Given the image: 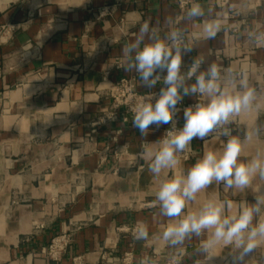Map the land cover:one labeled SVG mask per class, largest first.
Listing matches in <instances>:
<instances>
[{
  "label": "crops",
  "instance_id": "obj_1",
  "mask_svg": "<svg viewBox=\"0 0 264 264\" xmlns=\"http://www.w3.org/2000/svg\"><path fill=\"white\" fill-rule=\"evenodd\" d=\"M197 2L203 17L177 21L176 0H0V264H122L126 253L129 264H230L234 245L217 246L208 256L197 251L207 231L174 247L160 238L175 222L154 203L166 170L154 177L151 161L139 154L159 149L166 125H153L142 136L122 110L101 122L111 103L109 82L133 74L115 62H124L123 47L147 20L166 43L173 31L188 37L181 48L185 86L215 64L221 90L242 92L241 81L253 90L248 109L205 140L193 139L194 157L177 164L176 176L186 175L205 152L223 150V128L240 141V162L258 154L264 160V0ZM205 22L220 25L214 39L205 37ZM197 60L199 69L188 75ZM160 75L151 89L138 77L136 90L159 92L166 73ZM181 95L177 119L184 125L183 109L207 98ZM82 186L97 195L91 200L85 191L78 194ZM106 188L115 190L109 200ZM262 188L259 175L244 190L214 182L187 203L184 214L216 200L231 204L224 215H238ZM91 203L99 211L89 210ZM257 220H264V208L253 224ZM138 222L148 226L147 240L134 238ZM64 232L71 239L57 259L38 254ZM248 264H264V240Z\"/></svg>",
  "mask_w": 264,
  "mask_h": 264
},
{
  "label": "clouds",
  "instance_id": "obj_2",
  "mask_svg": "<svg viewBox=\"0 0 264 264\" xmlns=\"http://www.w3.org/2000/svg\"><path fill=\"white\" fill-rule=\"evenodd\" d=\"M104 13H102L103 15ZM204 11L200 3H193L187 11L189 19L203 17ZM220 31L216 22H205L203 32L207 39H214ZM180 33L173 31L166 43L144 21L139 27L138 35L123 47L124 62L120 67L126 72H135L142 86L154 88L163 76V85L158 94L145 97L140 103L130 108L133 113L132 126L142 136L148 134L149 128L155 125H171V130L159 141L160 147L153 154L147 149L139 156L142 160H150L148 171L154 177H160L163 170L175 168L179 164L178 153H183L191 146L193 139L205 140L210 134L230 123V118L248 109L253 100V90L241 81L242 92L232 94L221 90L218 81L221 73L217 65L211 64L205 72L195 77L190 87L185 86L181 75L182 49ZM149 42L145 43V39ZM190 52L191 49H184ZM200 67V61L193 63L191 74ZM183 95H201L207 98L205 103H196L183 109L184 125L176 128L174 116L180 111L177 105ZM154 101V102H153ZM113 118V117H109ZM103 122V120H101ZM222 136L227 137L221 152L207 151L187 170L186 175L171 176L159 183L155 192L154 203L159 204L160 214L174 220L162 231L161 239L170 246L184 244L194 234L200 237L204 232L210 235L200 242L198 252L208 256L217 246H233L235 254L231 255L230 264H248L258 246L264 240V220H257L264 208V188L255 195V203L243 206L239 214L224 215L225 204L229 202L208 200L198 211L184 214L187 203L196 199L197 194L207 189L214 182L223 184L225 190H244L259 175L264 179V160L258 154L247 162H240V141L231 136L228 128H223ZM134 238L147 240L148 226L138 222L133 229Z\"/></svg>",
  "mask_w": 264,
  "mask_h": 264
},
{
  "label": "built area",
  "instance_id": "obj_3",
  "mask_svg": "<svg viewBox=\"0 0 264 264\" xmlns=\"http://www.w3.org/2000/svg\"><path fill=\"white\" fill-rule=\"evenodd\" d=\"M224 1L225 0H217V3L221 4ZM193 3H197V0H176L177 10H178V14L176 18L177 21L182 20L187 15L188 8ZM106 9L107 8L103 9L102 12L104 13ZM186 42H188V37L180 36L179 43L181 48L185 47ZM168 43H170V41ZM192 66L193 64L189 67L188 75H190L191 73ZM115 67L116 68L120 67L119 61L115 62ZM137 78L138 75L135 72H133V74L130 77H124V78H120L115 82H109L110 86L108 90L110 92L111 103L108 111L105 113V115L102 118L103 122L113 119L119 110H122V112L125 115L133 116V113L130 111L131 107L140 103L145 97L154 96L159 93L158 91H150L145 93H140L139 91H137L136 90ZM109 117H113V118H109ZM174 120L176 121L177 124L178 119H174ZM187 151L191 152V148L189 147ZM70 239H71L70 235L67 232L59 234L54 238H52L47 245L41 246L38 250V254H40L45 258L57 259L61 254V252L64 251L67 245L69 244ZM23 241L24 242L30 241V235L23 237ZM131 257H132L131 253H126L125 256L122 258V264H129ZM166 264H174V263L170 261L167 262Z\"/></svg>",
  "mask_w": 264,
  "mask_h": 264
},
{
  "label": "rangeland",
  "instance_id": "obj_4",
  "mask_svg": "<svg viewBox=\"0 0 264 264\" xmlns=\"http://www.w3.org/2000/svg\"><path fill=\"white\" fill-rule=\"evenodd\" d=\"M177 117H178V113H176V115L174 116V119H177ZM182 127H183V125H181L179 122L176 124L177 129H180ZM168 130H171V125H166L165 136H166V132ZM177 157H178L179 162L185 163V162L190 161L194 157V153H192V151L191 152L187 151V149H186L183 153H178ZM176 172H177V167L172 168V169H168V170H166L165 176H166V178H170L171 176H176ZM82 191H85L86 193H88L91 200L94 196L97 195V193L95 192V189H93L92 187H86L84 189V187L82 186L79 190H77L78 194H80ZM112 193L113 194L115 193V190L113 188H106V189H104L103 196L106 200H109V198L112 196ZM104 205H107V204H104ZM113 206H116V204H113ZM100 207L101 206L98 203H91L89 210L92 211V210L96 209L97 211H99Z\"/></svg>",
  "mask_w": 264,
  "mask_h": 264
}]
</instances>
